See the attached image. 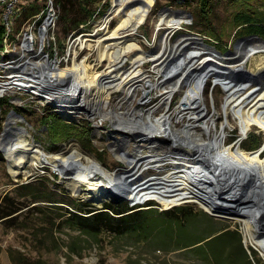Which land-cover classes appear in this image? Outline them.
<instances>
[{"label":"rangeland","instance_id":"374dc122","mask_svg":"<svg viewBox=\"0 0 264 264\" xmlns=\"http://www.w3.org/2000/svg\"><path fill=\"white\" fill-rule=\"evenodd\" d=\"M105 1H109L110 7L112 6V0L100 1L92 7V13L96 12L97 8L104 4ZM231 1L232 0H211L210 22H208L201 17L196 0H154V6L151 9L147 21L141 25L135 35L128 37L135 39L134 42L141 46L148 58L160 54L163 49L162 40L164 39H166L167 44L173 46L180 41H184L188 36L197 37L202 43L204 42L205 45H208L211 50L219 51L223 56L227 52H232V55L228 56V59L237 57V61H230L228 59L227 61H223L217 59L211 51H204L201 59L213 58L223 66H235L244 59L243 56L237 54V43L245 38L251 37V35L241 32V30H243L242 27L236 28L235 24L232 22L233 14L238 12L240 7H236V4L232 5L233 1ZM250 1L251 2L246 0L247 4H252V8H256L259 12L264 14V0ZM245 3L243 6L244 8H246ZM163 16H165L167 21L183 19L184 21L181 28L173 35L169 34L166 36L169 26L167 21L160 25L161 17ZM98 19L101 20L103 18L98 17L97 20L93 22L97 23ZM60 24L58 35L60 47L63 48V39L66 38L67 34L63 31L64 23L60 22ZM122 25L123 22L118 18H115L109 23L108 29L101 30V25H99L96 27V29L100 30L96 37L101 40L108 32L112 33ZM92 26L91 24L89 28ZM208 29L210 30L209 32H207ZM206 32L209 33V35H207ZM217 34L221 36L219 37ZM193 42L194 43L188 45L195 46V48H189L188 46L186 47L187 49L184 48L183 54L187 53V51L203 48L200 44L195 41ZM241 44L246 46L245 50L250 49L251 45H263L262 42L257 40L242 42ZM99 47L97 48L94 44L89 52L83 54V56H89L91 66H93V62L96 59L100 60V67L97 68V73L106 72L105 69L112 64L109 60H102L100 54L101 48L99 49ZM112 50L114 51L113 48ZM127 55L131 58L130 60H132V58L140 54L138 51H133ZM128 56L124 61L128 59ZM263 57L264 52H258L253 58L248 59L245 64L246 69L250 73L255 74L260 69L264 68V65L261 64V58ZM7 60L8 59H4L2 61V59H0V82L8 81L6 78L10 73L6 65ZM153 64L155 63L148 62L147 65H145L144 69L146 72L152 73L151 68ZM89 73L91 74V72ZM176 78H178V76ZM214 80L215 76L211 74L206 82L203 98L209 111L207 115H211V117L215 119L217 129L220 130L222 123H226L227 121V116L224 113L227 94L222 86L214 85ZM104 98L105 95L100 96L99 100L101 103ZM183 98V96L177 94L172 103L168 106L169 109H166V106H160L157 109V116L166 112L172 113L171 115H173L176 110L175 108H178ZM4 100L9 102L2 105L0 109V209L7 205H4V201L8 198L26 208L14 215L17 216V221L13 226L6 223L7 221L0 220V264H203L197 259L191 258L184 251L169 252L161 247L160 244H147L135 241L129 237H118L112 234H100L96 237H91L72 225L67 212L68 210L72 211V209L68 205L56 204L58 207H50V204L47 203H31L32 198L39 197L45 191L49 192V190L57 192L60 196L57 197L58 200H73L75 202L80 200L89 203L96 209H101L104 207V204L110 202H127L131 208L138 207L144 210H154L156 211L155 215L158 216L163 211L175 207H192L212 217L213 221L210 224L212 230L216 231L218 229V231H221L223 228H229L232 231L238 232L241 240V247L247 252L250 260L254 264H258L257 261L264 264L263 257L251 243L250 233L244 220H240L231 215L218 214L207 210L205 206L199 202V198L196 195H188L184 200L172 207L166 205L165 198L157 197H150L146 199L144 203L142 202V204L131 206L128 200L118 201L111 198L114 194L106 196L98 203L93 198H90L87 192H82L81 194L72 192L69 189L68 183L53 170L51 165H47V167L42 165L34 167L29 164L23 167L17 177L13 176L2 148V138H4L6 122L13 110L12 106L23 116V118L19 117V123L28 129L30 139L35 141L36 145L48 155L55 156L76 147L83 153L101 162L109 173H116L118 176L119 174H123V172L129 171V169L131 170V168L127 161L121 158V154L118 156L116 152L113 151L112 144L115 141L110 139L106 134L103 135V138H99L94 127H90L91 141L86 144L87 147L82 143V135H79L76 130H69V137L67 138L64 136L66 135L64 132L61 133V130L54 129L48 132L47 127L44 125V122H42L44 116L51 113L63 120L60 113L53 111V109L57 110L54 105L46 104L43 106L39 103L41 100L37 96L16 89L8 92L4 97H0V102ZM157 100L158 99H156L155 102H157ZM198 109L193 111L199 112L202 108ZM70 117L74 118L75 116L70 114ZM230 121L232 128L227 129L228 136L225 144L227 147H236L240 138V132L237 122L232 116L230 117ZM83 123L87 124L88 122ZM174 123H176L175 120ZM183 123H186V120L178 124L177 127L181 128ZM200 129L201 128H198V131ZM120 134L124 135L123 133H119V135ZM165 140V143L162 142L164 144L159 143L158 149H144V154H148L149 152L150 154H163L167 145L169 146L172 142L168 137ZM132 143L133 141H131V145ZM263 144L264 132L255 126L248 134V137L240 143V146L246 151H255L260 149ZM126 147L129 149L128 145ZM130 148L132 147L130 146ZM141 155L142 154H140V156ZM262 157H264V152ZM166 167H169V165ZM136 168L137 167L131 171L136 170ZM139 171H141V169L137 168L135 172ZM146 173L157 174L158 172L155 169H149L145 174ZM142 180V178H138L135 183H140ZM26 185H30L31 188H21ZM161 186L166 185L162 184ZM82 188L86 189L87 186L83 185ZM175 188L181 190L184 186L183 184H179ZM26 194H33L34 196L23 197V195ZM29 205H31V207H27Z\"/></svg>","mask_w":264,"mask_h":264},{"label":"bare ground","instance_id":"6f19581e","mask_svg":"<svg viewBox=\"0 0 264 264\" xmlns=\"http://www.w3.org/2000/svg\"><path fill=\"white\" fill-rule=\"evenodd\" d=\"M153 6L154 0H112L111 12L103 24H101V28H105L107 23L115 18L120 19L123 25L112 33L108 32L99 41L102 60L113 61L114 64H117L123 62L128 53L138 51L140 55L132 58V61L135 60L132 67L138 68L136 64L141 59L146 58V54L143 52L141 46L134 42L135 39L128 36L135 35L141 25L147 21ZM166 21L165 16L161 17L160 25ZM183 21V19L168 20V28L172 30L180 29ZM193 41L200 44L203 48H196L197 50L189 52L186 50L187 53L183 54V51L187 49H184L183 46L194 43ZM250 47V50L245 51L246 46L240 45L237 54L243 56L245 53L247 59H250L258 52L264 50V44L251 45ZM162 48V55L153 56L156 66L164 68L167 65V63L165 64L167 58H179V64L177 63L173 66L171 74H168L169 80L174 82V89L178 86L175 74L180 70L182 74L188 69H193L195 73L201 71V81H204L213 72V61L216 62L215 64L219 62L213 58L201 59L204 51H211L217 59H221L219 56H216L214 50H211L197 37L188 36L184 41H180L173 46L167 44L166 39H164L162 40ZM164 54H166L165 57ZM245 56L243 57L245 58ZM42 63V60H40L37 63L28 62L27 64L29 70L35 73L36 69H39L41 72V68H43ZM261 64L264 65V57L261 58ZM116 67H112L111 71L115 70ZM209 67L212 69L206 72ZM230 68H245V65ZM50 71L60 81H63V78L69 74L67 69L58 70L54 66L50 68ZM88 74L90 73H86V69H83L81 77L79 75L80 82L77 86L79 94L75 100L95 99L98 109L97 113L103 115L100 110L102 103L99 98L101 95H106L107 87L111 84H103L99 76L94 72H91L90 75ZM9 79L7 82L0 83V96L15 89L24 90L36 95L43 94L40 90L42 85L40 81L31 82L24 78L20 80L19 78H15V76L14 78L10 76ZM200 83L202 84V82ZM214 85L222 86L227 94L224 105L227 121L226 123H222L220 130L217 129L215 119L211 115H207L209 111L203 98L201 85L195 94L182 99L178 108H175L176 110L173 115H171L172 113H165L160 117H156L153 115V110H150L147 114V120L143 124L139 123L143 127L139 129H143L146 132L144 135L151 137L149 139L150 146L146 144L144 146H136V154L140 156L144 147L154 148L159 146L161 139H166L167 137L172 141V149L163 154L166 156L164 159L156 160V158L163 156L159 155L145 162V166L141 171L134 172L133 176L129 179H122L116 173H109L101 162H98L76 147L55 156L48 155L36 145L35 141L30 139L28 129L19 123V118L11 115L6 122L4 138H2V148L8 160L11 173L17 177L23 167L29 164L34 167L39 165L47 167V165H51L53 170L68 183L69 189L72 192L76 194L87 192L88 196L98 203L106 196L116 193V190L120 188L123 191L121 197L128 198L131 201H137V203L142 204V202L144 203L150 197L165 198L168 207L178 204L188 195H196L199 198V202L207 210L244 220L250 233L253 247L264 259V239L256 240L258 223L255 217H252V214L248 213L247 209L238 210V208H235V202L221 200L219 193L216 192V188L217 190H226L227 188L218 187L223 185L224 187H229L225 183L230 184L231 181L234 182L232 185L235 186L236 184V187L242 191L245 188L241 187L249 185L252 182L253 187L249 188L250 190L246 194L249 199H254V196H259L258 192L264 190V157H262L264 144L260 149L255 151H246L240 146V143L248 137L253 127L256 126L264 132V91L252 92L242 86L238 87L237 85L219 80L216 76ZM115 88L119 89L121 85L119 84ZM75 100L72 97L61 96L55 100V104L62 108L61 112L64 117L71 118L70 113L63 108L70 107L74 104ZM198 108L202 109L199 112L193 111ZM231 116L237 122L240 132V138L236 147H227L225 144L228 136L227 129L232 128ZM174 120L176 123H174ZM185 120L186 123H183L181 128H178L177 124ZM122 127L130 131L137 129L132 125ZM198 128L201 129L198 131ZM180 143H182V154L179 153L181 150L175 147ZM174 144L176 145L173 146ZM121 158L127 161L129 166L133 167L131 170L138 164L127 155H122ZM168 165L169 167H166ZM150 168L157 170L158 173L145 174ZM131 170L126 173L132 172ZM136 176H138L137 180L138 178H142L143 180L139 186L135 187L136 183L133 181L134 183L131 184L129 180L134 179ZM137 180L135 179V181ZM162 184L166 186H161ZM179 184H183L184 188L181 190L176 189L175 187ZM83 185H86L87 188H82ZM132 187L134 189L129 191ZM135 188H140V190L135 192ZM126 191H129V193H126ZM257 193L258 195H255Z\"/></svg>","mask_w":264,"mask_h":264},{"label":"built area","instance_id":"2783aa9c","mask_svg":"<svg viewBox=\"0 0 264 264\" xmlns=\"http://www.w3.org/2000/svg\"><path fill=\"white\" fill-rule=\"evenodd\" d=\"M33 3L39 5V10L29 19L22 21L23 16L27 14L29 5ZM107 3L109 1H105L104 4L97 8L92 20L82 24L78 29L68 34L63 39V48H61L58 35L60 30V14L56 0H0V13L2 24L5 28L3 44L0 46V59L2 61L8 59L6 64L10 73L6 78L8 81L10 80V76H13V78L15 76V78H19L20 80L23 78L28 79L31 82L40 81L42 83L40 90L43 94L36 95L30 93L41 100L40 104L43 106L46 104L54 105L57 110L52 108L53 111L60 113L63 120L67 123L84 125L86 123L83 122H88L87 124L91 128L94 127L96 129L95 132L96 134L98 133L99 138H103V135L106 134L110 139L115 141L112 144V148L118 156L121 154L133 158L135 163H138L136 167L142 169L145 162L150 161L151 158L163 155L166 151L171 150L172 142L169 146L167 145L163 154H150V152L144 154V149L154 150L158 149L159 146L154 148L144 147L141 151L142 155L138 156L135 152L136 146H144L145 144L150 146V143L132 131L124 129L122 126L132 125L137 130L144 132L143 129H139L143 128L140 124H143L147 120V114L150 110H153L154 116L160 117L163 114L157 116V109L160 106H166V109H169L168 106L177 94L183 97L191 96L198 91L200 85L204 92L206 82L210 76L201 81L202 76L198 72H191L187 76L183 75L180 78H176L178 86L174 89V82L172 83L169 80L170 78H168V74H171L168 70L176 65L169 66L170 60L174 57L167 58L165 62L167 65L164 68L156 66L154 57L141 59L136 64L138 68H134L132 66L135 60H130L131 58L128 56L126 61L117 63L119 65L111 61L112 64L105 69L106 72L97 73V68L100 67V60L96 59L93 62V66H91L89 56H83V54L89 52L94 44L97 48L99 47L100 40L96 36L100 30L96 29V27L103 24L111 12L112 6H109L106 13L100 16L101 9ZM98 17H102L103 19H98L97 23L93 22ZM110 22L107 23L105 28H101V30L108 29ZM91 24L93 26L89 28ZM177 30L169 28L166 36L169 34L173 35ZM188 46L185 45L183 47L186 48ZM192 47L189 46V48ZM159 55H162V51ZM165 56L166 54H164ZM40 60L43 62L41 72L39 69H36L35 73L31 72L27 63H37ZM148 62L155 63L151 68L152 73H148L144 69ZM53 66L58 70L67 69L69 71V74L63 78V81H60L50 71V68H53ZM114 66H117V69L111 71V68ZM81 69L82 71H80ZM83 69H86V73L92 71L96 73L103 84H111L107 87V93L100 106L103 115L97 113L98 109L95 99L75 100L79 94L77 86L80 82L79 75L81 77ZM119 84L121 88L116 89L115 87ZM5 95L0 97H4ZM61 96L72 97L75 100L73 105L63 108L75 116L74 118L64 117L61 112L62 108L55 104V100ZM156 99H158L157 102H155ZM12 108L16 110L13 106ZM49 115L52 114L48 113L46 116ZM119 133H123L124 135H119ZM131 141H133L132 145ZM127 145L130 150L126 147ZM180 153L182 154L183 151ZM164 158H166L165 155L161 156V158H156V160ZM130 168L133 167L130 166Z\"/></svg>","mask_w":264,"mask_h":264},{"label":"trees","instance_id":"16d2710c","mask_svg":"<svg viewBox=\"0 0 264 264\" xmlns=\"http://www.w3.org/2000/svg\"><path fill=\"white\" fill-rule=\"evenodd\" d=\"M100 1L56 0L60 22L64 23V33L68 35L82 24L92 20L95 14V12L92 13V7ZM196 1L201 17L210 22L211 0ZM232 1V5L236 4V7H240V10L233 14L232 22L235 27H242L241 32H245L247 35L259 36L264 39V14L256 8H252L253 5L247 4L246 0ZM247 1L251 2L250 0ZM244 3L246 8L243 7ZM109 6L110 4L107 3L101 9L100 16L106 13ZM38 10L39 5L30 4L27 14L21 20L29 19ZM209 31L208 29L207 32ZM4 35L5 28L0 13V46L3 44ZM217 35L221 36L220 34ZM6 103H8L7 100L1 101L0 109ZM42 122H44L48 132L54 129L61 130V133L66 134L64 135L66 138L69 137V130H76L79 135H82L81 140L86 147V144L91 141V129L87 124L67 123L55 114L44 116ZM21 188H31V186L26 185ZM32 195L26 194L23 197H32ZM57 197H60L57 192L49 190L39 197L32 198L31 203H47L50 204V207H58L56 204L68 205L72 209V211H67L72 225L91 237L100 234H112L118 237H129L147 244H160L169 252L184 251L191 258L197 259L203 264H254L247 252L242 249L238 232L229 228H223L221 231L212 230L210 226L213 221L212 217L192 207H175L156 216L154 210L131 208L127 202H110L104 204L103 208L96 209L89 203L80 200L76 202L58 200ZM5 204L7 205L0 209V220L7 221L6 223L13 226L17 221V216L14 215L26 207L18 205L10 198L4 201ZM27 207H31V205ZM257 263L261 264L258 261Z\"/></svg>","mask_w":264,"mask_h":264},{"label":"water","instance_id":"95a60500","mask_svg":"<svg viewBox=\"0 0 264 264\" xmlns=\"http://www.w3.org/2000/svg\"><path fill=\"white\" fill-rule=\"evenodd\" d=\"M252 40H258L260 42H262L264 44V39L260 38L259 36H251L249 38H245L241 41H239L236 45V48L239 47L238 45H240L242 42H249ZM204 43V42H203ZM242 45V44H241ZM208 46V45H206ZM251 49V48H250ZM250 49H246L245 51H248ZM216 52V56H219L221 59L227 61L228 56L232 55V52H227L225 53V55L223 56L221 52L219 51H215ZM261 52H264V50H262ZM246 54L244 53L243 56H245ZM224 57V58H223ZM178 57H174L170 60L169 62V66L177 64L178 63ZM237 57L234 58H229L228 60H232V61H237L236 60ZM247 57L245 56V58L238 64L235 65L236 66H240V65H245L246 61H247ZM216 62L213 61L212 66H214L213 72L210 73L214 74V76H216L217 79L222 80L224 82L227 83H231L232 85H237L238 87L242 86L243 88H245L246 90L252 91V92H263L264 91V68L260 69L258 72H256L255 74L250 73L247 69H246V65L245 68H238V69H231L229 66H223L219 63L215 64ZM179 64V63H178ZM234 67V66H232ZM216 68V69H215ZM212 68L209 67V69H207L206 72H209ZM172 68H170L168 70V72H171ZM191 72H193V69L190 70L188 69L186 72H184L183 74L181 73V70L175 74L176 76H178V78L182 77L183 75L187 76L188 74H190ZM201 71L198 72L199 75H201ZM10 115H15L18 118L21 117L23 118V116L21 114H19L16 110H12ZM134 134H136L137 136H141L143 137V139H145L147 142L150 143V138L145 136V132H141L140 130L135 129L134 131H132ZM165 139H161L160 143L165 142ZM176 144H174L175 146ZM179 150L182 149V144H177V146ZM182 151V150H181ZM180 151V152H181ZM4 152V150H3ZM179 152V153H180ZM137 170V169H136ZM132 171L130 173H126L125 174H119L118 177L122 178V179H129L133 176L134 172L136 171ZM139 176V175H138ZM136 176L134 179L129 180L130 183H134L135 179H137ZM134 181V182H133ZM234 182L231 181L230 184H227V182L225 183L226 185H229V187H218V188H227L226 190H217L216 188V192L219 193L220 199L221 200H225V201H231V202H235L236 207L238 208V210H244L247 209L248 213L252 214V217H255V219L257 220L258 223V234L256 236V240H262L264 239V190L258 192L259 196H254L255 198L253 199H249L246 194H248L247 192L250 190L249 188H252L253 183H249V185L243 186L241 188H245L243 191L240 190L238 187L232 185ZM140 183H137L135 185L139 186ZM132 189H134L133 187L129 189V191H131ZM135 192L139 191L140 188H135ZM129 191H126V193H129ZM122 189L120 188L119 190H116V193H113V199L116 200H128L130 201V205L134 206L136 205L137 201L132 202L130 199L125 198V197H121L122 196ZM255 194V195H258ZM254 195V194H253ZM209 213V212H208ZM255 213V215H254ZM211 214V213H210Z\"/></svg>","mask_w":264,"mask_h":264}]
</instances>
